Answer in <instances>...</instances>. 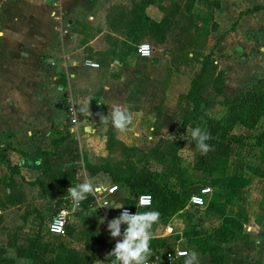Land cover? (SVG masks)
Wrapping results in <instances>:
<instances>
[{
  "label": "crops",
  "instance_id": "obj_1",
  "mask_svg": "<svg viewBox=\"0 0 264 264\" xmlns=\"http://www.w3.org/2000/svg\"><path fill=\"white\" fill-rule=\"evenodd\" d=\"M116 1H0V14L7 23V26L0 28V177L7 178L6 183L2 185L4 195L0 196V201L11 192V188L21 190L24 195L22 203L6 205L0 209L1 218H6L3 216L5 212H11V219L16 222V227H19L18 235L11 241L10 246H7L6 239H0V258L9 259L13 264L27 260L25 258L31 253L40 254L37 256L40 259L37 264H61L66 249L58 246V241L67 242L76 249L74 244L82 241L84 250L80 252H85V230L82 228L81 233L77 231L80 232V220H85L94 213L91 212L92 209L97 211V215L90 217L94 218L95 223L89 227L103 233L105 241L103 249L96 252L98 257L94 264L103 258L104 252L108 254L112 251L117 240H122V235L112 238L107 228L116 208L97 210L90 205L77 208L82 217L77 219L76 216L69 220L70 223L68 221L74 231L68 240L66 236L51 234L54 237L53 243L45 245V242L49 241L45 239L39 244L42 248L36 249L25 246L24 240L21 239L24 235L29 237V242L36 239L38 227L34 234L31 232L28 235L25 232H30L29 225L33 224L35 227L40 224V217L37 215L42 216L44 204L61 208L53 199L42 195L39 186L32 183L41 176L43 165L50 163L54 167H65L74 164L77 168V178V173L82 168V158L74 161L71 154H80L79 151L88 145L81 137H72L59 130V125L65 118L67 96L70 95L76 104L83 97L91 98V115L84 114L83 117V130L85 134L90 135L103 128L96 114L102 113L106 116L109 108L102 110L101 106H109L112 102L120 103L122 100L112 86L114 78L119 79L122 86H126L132 76L140 74L139 66L148 62L134 52V47L139 42L134 43L131 36L135 31L133 21L138 19L140 14L135 10V6L143 0H127V9L121 14L112 11ZM156 2L157 0L147 6L145 13L154 21H160L161 14L156 6L154 7ZM257 5L264 6V0H220L215 8L214 20L221 26L220 19L224 18L226 26L228 22L232 23V29L225 37H220L218 48L237 46V37L240 38L244 33L252 34L263 24L264 9L251 10ZM148 8L153 10L148 11ZM146 37L149 36L142 39ZM112 50H115L113 57ZM108 56L112 60L109 61L106 58ZM86 60L96 62L99 66H88L85 64ZM160 60L162 59H155V65L151 67L160 66ZM117 70L121 71V74L115 76ZM241 82H237L236 87H239ZM120 104L129 108L130 102L123 101ZM69 142L74 145H68ZM9 165L13 167L10 168ZM25 203L33 204V209H25ZM115 203L118 204L117 201ZM74 210L76 209L69 208V214ZM261 214L256 222L244 225L247 234L242 240L237 239L220 245L222 262L213 263L209 253L203 250L207 247L198 246L192 240H189L187 246L177 249L197 252L199 264H264V211ZM99 217L102 221L101 228L97 222ZM166 234L163 232L155 236L154 241L162 238L158 243L150 242L152 255L157 254L163 258L167 252L164 249ZM159 242L164 243L163 248ZM22 245L26 247L25 255L18 256L16 249ZM54 252L57 253L53 255ZM174 264H184V256L177 258Z\"/></svg>",
  "mask_w": 264,
  "mask_h": 264
},
{
  "label": "rangeland",
  "instance_id": "obj_2",
  "mask_svg": "<svg viewBox=\"0 0 264 264\" xmlns=\"http://www.w3.org/2000/svg\"><path fill=\"white\" fill-rule=\"evenodd\" d=\"M189 1L157 0L154 7L156 6L159 10L161 17L170 12L174 2L180 5V12L175 17L176 24H172L169 28L162 43H157L149 37L139 41V43L147 42L152 47V56L139 57L148 62L139 66L140 74L132 76L128 85L122 86L121 81L114 78L115 82L112 86L117 95L121 96L120 103L130 102L128 107L134 116L130 130L120 134L109 126L99 128L90 135L85 134L81 128H78L75 133L88 145L79 153L94 165L125 160L131 153L122 150L118 142L137 147L146 153L150 152L160 138L173 140L169 135L175 137L173 141L182 143L180 157H167L162 162L150 159L149 166L155 171L159 181L177 191L182 192L185 189V197L203 187H210L211 193L205 198L204 207L182 208L174 216L159 219L158 223L153 225L151 241L155 240L156 235L167 233L164 249L171 252L187 246L189 240L201 247L210 245L221 247L222 243L242 240L247 234L244 225L256 222L262 216L261 212L264 211V178L258 176V168L264 165V144L261 147L253 144L254 136L260 132L259 129L262 127L253 130L242 129L222 104L223 99L234 96L253 83H264V18L263 24L258 26L252 34L244 33L240 38L237 37L239 41L237 46L221 49L218 48L220 37L226 36L232 29V23L228 22L226 26V19L223 18L220 19L222 28L219 26V23L214 20L215 8L210 4L211 0H194L191 10L187 11L186 5ZM126 5L127 0H117L112 11L121 14L127 9ZM161 7H165V10ZM152 10L153 8H148V11ZM212 22L216 23V27L210 26ZM5 26H7L5 18L0 14V28ZM217 26H219L218 29ZM134 48L135 50H132L135 52L136 45ZM114 51L112 50L111 54ZM210 51L218 69L225 72L222 92L217 94L209 88L201 90L203 96L201 115L183 125L185 109L192 107V103L185 97V94L189 89L190 81L199 73L200 56ZM106 58L109 61L112 60L109 56ZM155 59H162L160 60L161 65L157 68L151 67L155 65ZM117 71L115 76L121 74V71ZM240 80L242 81L240 86L236 87V83ZM105 108L109 106H101L102 110ZM196 126L206 128L211 135V139L207 141L211 148L206 154L197 151L195 143L190 136H187V127ZM154 127L159 130V134L154 133ZM110 131L114 133L117 144L111 152H108L105 147ZM240 138L244 139L243 142L239 140ZM71 144L73 143L69 142L68 145ZM140 157L142 155L136 153L132 159L139 160ZM191 157H193V167H185V163H188ZM138 164L140 165L141 162ZM81 166L80 172L77 173L78 181L80 176L87 175L97 183L112 184V180L106 173L91 176L84 169L83 161H81ZM222 166L225 167L224 171L218 173L216 169ZM6 179L5 176L0 177V196L2 197L4 195L2 185L6 183ZM123 192L126 193L127 190H121V195ZM25 209L31 211L33 204L25 203ZM58 209L51 204L43 205L41 218L44 230L48 229V223ZM91 212L94 213L87 219L80 220V232L77 231V233H81L82 228L87 230L93 222L95 223L94 218L90 217L92 215L96 217L97 211L92 209ZM3 216L6 218L0 217V239L2 237L6 239L8 246V243L11 244V241L17 237L19 227L17 228L16 222L11 219V212H5ZM37 216L39 218V215ZM76 216H78L77 219L82 217L77 209L68 214L67 221ZM97 222L98 227L101 228V217L97 218ZM37 227L41 226L29 225L30 232L25 233L33 232L34 234ZM21 239L27 246L29 237L24 235ZM160 239L162 238L154 243H158ZM163 244L159 242L161 248ZM74 245L77 246V250H84L82 241ZM25 246L20 247L26 250ZM55 253L57 252L53 255ZM32 254L34 253L20 263L37 264L40 261L37 256L40 254ZM221 255L223 256L222 252ZM102 257L97 264H111V258L106 259L107 253L104 252ZM20 263L17 262V264Z\"/></svg>",
  "mask_w": 264,
  "mask_h": 264
},
{
  "label": "trees",
  "instance_id": "obj_3",
  "mask_svg": "<svg viewBox=\"0 0 264 264\" xmlns=\"http://www.w3.org/2000/svg\"><path fill=\"white\" fill-rule=\"evenodd\" d=\"M210 1V0H209ZM210 3L214 8L218 7L220 0H211ZM155 0H143L140 4L135 6V10L139 11V18H135L133 24H135V31L131 34L132 41L138 43L144 36H149L153 41L162 43L167 35L169 28L176 24L175 17L180 12V5L176 2L173 3L169 13L164 14L160 21H154L146 13L145 9L150 4H154ZM194 4V0H190L186 5L187 11H190ZM165 10V7H161ZM264 9V6H254L251 10ZM212 27H216V23L210 24ZM144 27V28H143ZM142 29H146V32H142ZM206 31H208L206 29ZM212 52L208 54H202L201 67L199 73L192 78L190 86L185 94V97L192 103V107L185 109L182 124L186 125L192 120L197 119L202 112L203 96L201 90L205 88L211 89L213 92L220 94L222 92V86L224 83L225 72L219 70L217 63L212 59ZM215 62V63H214ZM223 106L226 108L228 114L234 119L244 130H253L260 128V132L254 136L255 146L261 147L264 144V84L253 83L247 89L238 92L232 97H226L222 101ZM160 126V125H159ZM155 134L159 133L158 129H155ZM70 135L66 133V135ZM248 136V134L246 135ZM243 142V138L239 139ZM241 142V143H242ZM117 144L114 133L111 131L108 133L106 140V150L111 152ZM121 149L127 153H131L125 160H120L105 165H94L87 161L86 157L82 154H71L73 160H79L82 158L84 169L89 172L90 175H96L98 173H106L112 180V183L120 188L126 189L128 197L125 198V202L128 205H133L134 196L142 192H150L153 198V206L151 210L159 212V219L169 218L178 213L185 205L189 196L185 197L184 190L177 191L167 184L159 181L155 176V171L149 166V160L153 159L157 162H162L167 157H177L182 155L183 145L179 141L166 140L160 138L149 153L141 151L137 147H130L121 142H118ZM140 153L142 157L139 160L132 159L133 155ZM25 154V153H22ZM186 159V157L184 158ZM1 161V158H0ZM138 162H141L139 165ZM185 167H193V157L188 163H185ZM10 167V165H9ZM13 167V166H11ZM10 167V168H11ZM217 168V167H215ZM224 166L220 169H216L218 173L224 171ZM76 166L74 164L67 165L65 167H54L50 163L43 165V171L40 177H37L33 184L39 186L42 195L53 199L55 204L63 207L66 202L67 189L74 186L77 183ZM15 174V173H11ZM258 176L264 178V165L258 168ZM11 185V183H8ZM23 193L11 188V192L6 195L3 201H0V209L5 208L6 205L19 204L23 201ZM92 201L91 196L83 201L85 207H87ZM40 217V226L38 227V234L35 240L28 243L31 248L41 249L39 245L43 240L45 242L53 243L54 237L48 231L42 227V218ZM126 227V226H125ZM74 231L69 225L68 221L65 225V232L63 235L69 239L73 235ZM85 252H80L74 247L69 246V243L57 242L58 246L66 249L64 258L61 264H94L97 261L96 252L101 251L105 244L104 234L97 232L94 228L89 227L85 230ZM10 246V243H8ZM206 250L213 263H219L223 261L220 247L217 245H210ZM25 251L20 246L16 249L18 256H24ZM153 255L150 257L152 258ZM149 258V259H150ZM0 264H13L9 259L0 258Z\"/></svg>",
  "mask_w": 264,
  "mask_h": 264
},
{
  "label": "clouds",
  "instance_id": "obj_4",
  "mask_svg": "<svg viewBox=\"0 0 264 264\" xmlns=\"http://www.w3.org/2000/svg\"><path fill=\"white\" fill-rule=\"evenodd\" d=\"M147 48V45H144ZM90 97H83L77 101L79 112L81 114L91 115L90 113ZM100 123L103 127H111L117 133L123 134L130 130L133 125L134 116L129 108L124 105L112 102L109 105L108 114L97 113ZM173 140L174 136L169 135ZM187 136L195 143L196 150L202 154H206L211 146L207 143L211 139V135L206 128L187 127ZM102 191V187L87 175L79 177V182L67 189V198L70 199L73 207L78 208L81 202L85 201L89 195H97ZM148 200L140 198V205H148ZM116 209L124 208L123 203H110L107 206ZM159 212L156 210L130 214L124 209L119 217L113 218L107 225L108 231L112 238L121 237L117 240L114 248L107 254L106 259L111 258V264H149V258L152 255L150 246L153 237L152 227L159 221ZM126 225L123 233L121 226ZM184 264H199V255L195 251L184 252ZM114 257V258H113Z\"/></svg>",
  "mask_w": 264,
  "mask_h": 264
},
{
  "label": "built area",
  "instance_id": "obj_5",
  "mask_svg": "<svg viewBox=\"0 0 264 264\" xmlns=\"http://www.w3.org/2000/svg\"><path fill=\"white\" fill-rule=\"evenodd\" d=\"M144 45L148 47L145 48ZM136 53L140 57H150L152 56V47L147 42H140L136 45ZM85 64L91 67H98V63L86 60ZM79 106L74 102L73 98L69 95L65 100V118L59 125V130L63 133H69L72 136L79 137L78 134H75L78 128L84 129L83 124V117L84 114L79 112ZM102 187V191L97 195L93 196L90 195L92 201L90 202V206L96 207L97 210H103L108 207H101L107 206L110 203H115L116 201L118 204L123 203L124 208L116 209L115 215L113 218L119 217L121 212L124 209H127L130 214H135V212H145L151 211L153 206V198L150 192H142L138 195L134 196V203L133 205H128L125 202V198L128 197V192H123L121 195L120 191L124 190L123 188H119V186L115 184H99ZM211 193L210 187H203L199 189V191L192 193L188 196L183 209H190V208H201L204 207L206 204V197ZM143 197L144 199L148 200V205L141 206L140 205V198ZM66 202L64 203L63 207L59 208V210L52 216L51 221L48 223V231L54 235H63L65 232V225L67 223V216L69 214V208L77 209L73 207L70 199L66 197ZM84 204L81 202L79 208H83ZM126 225L121 226V231H124ZM187 252L185 249H177L175 252L167 251L165 252L163 258L161 256L155 254L152 258L149 259V264H174L177 258L183 257L182 253Z\"/></svg>",
  "mask_w": 264,
  "mask_h": 264
}]
</instances>
